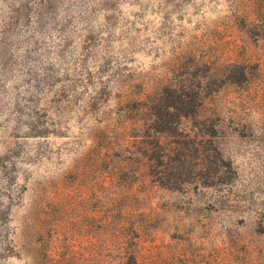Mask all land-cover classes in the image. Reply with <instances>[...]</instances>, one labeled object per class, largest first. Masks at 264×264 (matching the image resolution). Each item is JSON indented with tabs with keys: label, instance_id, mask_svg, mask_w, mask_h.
<instances>
[{
	"label": "rangeland",
	"instance_id": "obj_1",
	"mask_svg": "<svg viewBox=\"0 0 264 264\" xmlns=\"http://www.w3.org/2000/svg\"><path fill=\"white\" fill-rule=\"evenodd\" d=\"M0 264H264V0H0Z\"/></svg>",
	"mask_w": 264,
	"mask_h": 264
}]
</instances>
